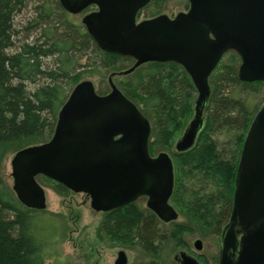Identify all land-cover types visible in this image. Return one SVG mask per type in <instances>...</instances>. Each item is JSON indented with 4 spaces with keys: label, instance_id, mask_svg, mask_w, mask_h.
I'll list each match as a JSON object with an SVG mask.
<instances>
[{
    "label": "water",
    "instance_id": "water-1",
    "mask_svg": "<svg viewBox=\"0 0 264 264\" xmlns=\"http://www.w3.org/2000/svg\"><path fill=\"white\" fill-rule=\"evenodd\" d=\"M151 0H60L71 14L90 4L99 10L83 18L100 49L131 57L119 72L133 73L149 62H176L193 80L197 97L193 117L175 143L178 153L192 149L206 123L210 76L228 51L241 59L242 82L264 81V0H189L188 12L137 23V13ZM101 94L91 80L79 82L59 110L50 140L25 148L12 158L13 190L27 208L45 210L47 196L38 176L48 177L90 197L91 207L107 212L147 197V207L164 223L179 218L170 199L175 167L170 153L152 156L150 120L109 79ZM197 250L202 240L195 241ZM178 264H201L185 250ZM114 264H128L124 250ZM219 264H264V103L245 138L236 172L234 203L220 238Z\"/></svg>",
    "mask_w": 264,
    "mask_h": 264
},
{
    "label": "trees",
    "instance_id": "trees-1",
    "mask_svg": "<svg viewBox=\"0 0 264 264\" xmlns=\"http://www.w3.org/2000/svg\"><path fill=\"white\" fill-rule=\"evenodd\" d=\"M28 9L31 15L17 21ZM134 62L100 49L59 0H0V163L9 152L51 139L59 110L85 74H113ZM240 63L239 54L230 52L211 74L205 127L195 146L183 153L176 152L175 143L193 116L198 94L185 68L176 62H149L136 78L115 81L151 122L150 154L167 151L172 156L175 187L170 202L185 217L170 224V233L152 211L136 210L133 203L108 216L111 239L138 243L153 256L139 264H160L159 251L170 238L180 244L184 234L198 231L219 239L229 220L240 155L260 108L251 109L243 92L264 84L242 82ZM33 211L0 187V264H59L47 263L48 242L38 224L42 217L32 216ZM218 260L216 256V264Z\"/></svg>",
    "mask_w": 264,
    "mask_h": 264
},
{
    "label": "rangeland",
    "instance_id": "rangeland-1",
    "mask_svg": "<svg viewBox=\"0 0 264 264\" xmlns=\"http://www.w3.org/2000/svg\"><path fill=\"white\" fill-rule=\"evenodd\" d=\"M186 9V0H170L161 4L149 5L142 12L140 19L151 17L155 13L174 16ZM25 12L26 14L20 15L17 21H23L31 15V10ZM82 16L73 15V18L80 23ZM139 68H137L136 72L134 71L135 74L133 72L128 75H120L118 74L119 71H116L113 74L105 73L104 75L85 74L82 79L91 80L99 93H108L111 91L110 77H112L114 82L132 80L146 69V65ZM243 93L253 110L264 103V84L248 87ZM205 115H207V112H205ZM190 120H188L187 125ZM221 139L226 138L222 136ZM156 152L157 155L161 151ZM14 155V151L9 152L0 163V187L5 195L18 202L17 195L13 190L14 182L11 161ZM47 178L42 175L37 177L39 183L46 191L47 208L31 212V215L34 217H42L41 222L38 221V224L44 228L43 240L46 243L48 242V244L45 243L47 263L114 264L120 250H124L127 253L128 264H139L153 260V256L138 243H131L126 239L118 241L111 239V234L104 225V221L107 220L108 215L105 212L95 211L91 207V200L87 194L76 193L71 190H59L56 181ZM135 204L133 208L136 210L138 208H147L145 198L141 197ZM184 220L185 217L180 214L179 218L174 222H183ZM172 223L166 224V232L171 233L173 227L170 224ZM56 228H58L57 235ZM198 239L203 241L202 250H197L195 247V241ZM182 241L180 244L173 238L166 241L158 254L160 264H176L174 256L178 250H185L199 257L203 256L208 264H216V256H219L220 246L218 236H202L196 231L184 234Z\"/></svg>",
    "mask_w": 264,
    "mask_h": 264
},
{
    "label": "flooded vegetation",
    "instance_id": "flooded-vegetation-1",
    "mask_svg": "<svg viewBox=\"0 0 264 264\" xmlns=\"http://www.w3.org/2000/svg\"><path fill=\"white\" fill-rule=\"evenodd\" d=\"M60 1V0H59ZM166 1H170V0H151V1H149L143 8H141L139 11H138V13H137V23H139V22H141V21H143V20H147V19H152V18H155V17H158V16H160V15H167V14H164V13H162V14H158V13H155V14H152L151 15V17H148V18H142V19H140V17L142 16V12L147 8V7H149V5H152V4H161L162 2H166ZM186 10L185 11H181V12H179V13H182V12H188L189 11V9H190V2H189V0H186ZM99 10V6L97 5V4H95V3H93V4H90L85 10H83L81 13H79V14H71V13H69V12H67L66 10V12L67 13H69L70 15H83L82 16V18H81V24L86 28V26H85V24L83 23V18L87 15V14H89V13H92V12H95V11H98ZM179 13H177L176 15H174V16H171V15H167V16H169L170 18H175ZM86 30H87V28H86ZM88 32V31H87ZM92 37V36H91ZM230 52H236V51H228L227 53H225L224 54V56L222 57V59H221V61L222 60H224L225 59V56L228 54V53H230ZM237 53V52H236ZM240 56V55H239ZM134 61H135V59H134ZM220 61V62H221ZM219 62V63H220ZM241 62H242V59H241ZM135 63V62H134ZM144 65V64H143ZM240 65H241V63H240ZM239 69H240V66H239ZM88 196V195H87ZM142 198H145L146 199V206H147V200H148V198L147 197H142ZM140 199V198H139ZM138 200V199H137ZM136 200V201H137ZM135 201V202H136ZM135 202H132L133 203V205H136L135 204ZM127 205H129V204H127ZM127 205H125V206H127ZM125 206H123V207H125ZM123 207H121V208H123ZM121 208H118V209H121ZM176 208V207H175ZM139 210H141V211H145V210H148V211H151L148 207L147 208H145V209H142V208H138ZM114 210H112V211H107V212H105L108 216L109 215H111V213L113 212ZM178 211V210H177ZM153 212V211H152ZM179 212V211H178ZM154 213V212H153ZM155 214V213H154ZM156 215V214H155ZM179 215H180V213H179ZM231 216V215H230ZM158 218V217H157ZM158 220L160 221V222H162L159 218H158ZM229 221V220H228ZM227 221V222H228ZM105 223H104V225L106 224V220L104 221ZM163 224H169V223H164V222H162ZM226 225V224H225ZM224 225V226H225ZM224 228V227H223ZM223 230V229H222ZM220 238H221V235H220V237H219V245H220ZM203 242V241H202ZM120 251H122V250H120ZM119 251V252H120ZM179 251V250H178ZM119 252H118V254H119ZM188 252V251H187ZM190 253V252H189ZM127 254V253H126ZM191 254V253H190ZM191 255H193L195 258H197V260L201 263V264H204V261H203V259L205 258V257H203V256H197V255H195V254H191ZM118 257V256H117ZM128 257V256H127ZM117 259V258H116ZM175 259V258H174ZM202 259V260H201ZM206 260V259H205ZM116 261V260H115ZM176 261V260H175ZM219 261H220V246H219V260H218V264H219ZM115 263V262H114ZM206 263H207V261H206ZM176 264H178V262L176 261Z\"/></svg>",
    "mask_w": 264,
    "mask_h": 264
}]
</instances>
